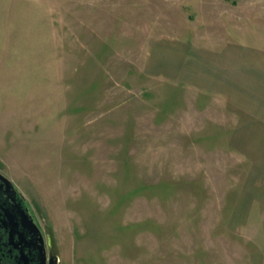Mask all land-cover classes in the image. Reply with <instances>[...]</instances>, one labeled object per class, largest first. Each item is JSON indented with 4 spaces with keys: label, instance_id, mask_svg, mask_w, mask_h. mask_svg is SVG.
Listing matches in <instances>:
<instances>
[{
    "label": "rangeland",
    "instance_id": "1",
    "mask_svg": "<svg viewBox=\"0 0 264 264\" xmlns=\"http://www.w3.org/2000/svg\"><path fill=\"white\" fill-rule=\"evenodd\" d=\"M230 2L0 0V172L58 264H264V205L202 132L214 110L141 70L151 33L229 36Z\"/></svg>",
    "mask_w": 264,
    "mask_h": 264
},
{
    "label": "crops",
    "instance_id": "2",
    "mask_svg": "<svg viewBox=\"0 0 264 264\" xmlns=\"http://www.w3.org/2000/svg\"><path fill=\"white\" fill-rule=\"evenodd\" d=\"M230 3V20L217 22L229 36L151 33L143 41L141 70L190 94L199 115L214 110L213 122H201L202 132L225 142L242 164L244 183L253 187L242 200L264 205V0Z\"/></svg>",
    "mask_w": 264,
    "mask_h": 264
},
{
    "label": "flooded vegetation",
    "instance_id": "3",
    "mask_svg": "<svg viewBox=\"0 0 264 264\" xmlns=\"http://www.w3.org/2000/svg\"><path fill=\"white\" fill-rule=\"evenodd\" d=\"M51 237L26 198L0 172V264H58Z\"/></svg>",
    "mask_w": 264,
    "mask_h": 264
}]
</instances>
